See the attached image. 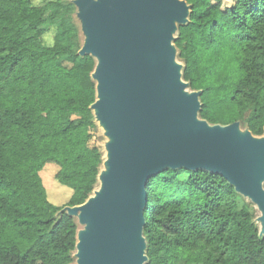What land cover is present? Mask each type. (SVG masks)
Listing matches in <instances>:
<instances>
[{"label": "trees", "instance_id": "trees-1", "mask_svg": "<svg viewBox=\"0 0 264 264\" xmlns=\"http://www.w3.org/2000/svg\"><path fill=\"white\" fill-rule=\"evenodd\" d=\"M185 1L173 44L183 80L201 91L199 117L264 135V0ZM74 15L70 0H0V264L74 262L78 226L58 212L86 200L103 161L89 145L95 60L78 54ZM47 164L71 190L63 205L47 198ZM145 189V264H264L251 203L221 175L166 169Z\"/></svg>", "mask_w": 264, "mask_h": 264}, {"label": "water", "instance_id": "water-1", "mask_svg": "<svg viewBox=\"0 0 264 264\" xmlns=\"http://www.w3.org/2000/svg\"><path fill=\"white\" fill-rule=\"evenodd\" d=\"M80 56L95 60L94 122L105 137L97 183L86 200L64 206L76 220L74 262L145 264L147 180L166 169L219 174L252 203L264 236V135L239 120L199 117L201 91L182 78L173 41L189 21L185 0H70Z\"/></svg>", "mask_w": 264, "mask_h": 264}, {"label": "rangeland", "instance_id": "rangeland-1", "mask_svg": "<svg viewBox=\"0 0 264 264\" xmlns=\"http://www.w3.org/2000/svg\"><path fill=\"white\" fill-rule=\"evenodd\" d=\"M232 0H222V7H226L231 5ZM54 38V31L49 26L45 27L42 40L45 45H51L53 43ZM105 141V137L102 134V129L97 127V130L93 132V137L89 141V145L92 146H98L100 148L103 147V143ZM58 167L55 164H47L41 171V177L43 184L47 188V198L48 200L57 206L63 205L68 196L69 191H71L68 187L61 185L56 180H53L54 175L57 171ZM250 209L253 212V214L257 215L258 212L256 210V207L251 203ZM78 228H80L79 225H77Z\"/></svg>", "mask_w": 264, "mask_h": 264}, {"label": "crops", "instance_id": "crops-1", "mask_svg": "<svg viewBox=\"0 0 264 264\" xmlns=\"http://www.w3.org/2000/svg\"><path fill=\"white\" fill-rule=\"evenodd\" d=\"M70 195H71V191H69V196H68V198L70 197ZM68 198H67V200H68ZM67 200H66V201H67Z\"/></svg>", "mask_w": 264, "mask_h": 264}]
</instances>
